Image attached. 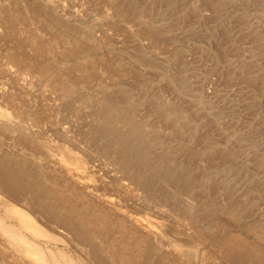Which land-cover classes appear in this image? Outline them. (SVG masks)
<instances>
[{
	"label": "rangeland",
	"instance_id": "1",
	"mask_svg": "<svg viewBox=\"0 0 264 264\" xmlns=\"http://www.w3.org/2000/svg\"><path fill=\"white\" fill-rule=\"evenodd\" d=\"M68 259L264 264V0H0V264Z\"/></svg>",
	"mask_w": 264,
	"mask_h": 264
},
{
	"label": "bare ground",
	"instance_id": "2",
	"mask_svg": "<svg viewBox=\"0 0 264 264\" xmlns=\"http://www.w3.org/2000/svg\"><path fill=\"white\" fill-rule=\"evenodd\" d=\"M35 251H36V249H35ZM34 253H35L36 257H38L39 259H40V258H43V257H42L43 253H42V251L39 250L38 248H37V252H34ZM68 260H69V259H68ZM64 261H65V260H64ZM60 264H61V263H60ZM64 264H74V263H72L71 260H69V261L66 260Z\"/></svg>",
	"mask_w": 264,
	"mask_h": 264
}]
</instances>
